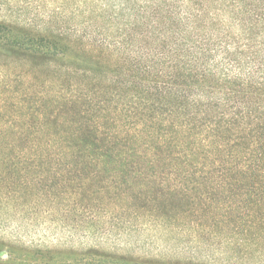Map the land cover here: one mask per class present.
Segmentation results:
<instances>
[{
  "label": "trees",
  "instance_id": "16d2710c",
  "mask_svg": "<svg viewBox=\"0 0 264 264\" xmlns=\"http://www.w3.org/2000/svg\"><path fill=\"white\" fill-rule=\"evenodd\" d=\"M13 11L23 22L0 21V224L70 223L106 203L109 234L163 228L264 253V0ZM0 264L203 263L0 238Z\"/></svg>",
  "mask_w": 264,
  "mask_h": 264
},
{
  "label": "rangeland",
  "instance_id": "374dc122",
  "mask_svg": "<svg viewBox=\"0 0 264 264\" xmlns=\"http://www.w3.org/2000/svg\"><path fill=\"white\" fill-rule=\"evenodd\" d=\"M21 1L0 3V21L23 22V15L13 11ZM86 200L90 205L98 203L91 198ZM103 206L105 208L99 210L95 207L87 208L82 216L71 215L68 218L71 219L70 223L54 218L55 215H40L38 212L30 215L28 224L26 219L11 218L8 223L0 224V238L6 242L16 241L27 246H96L104 251L119 254L132 253L151 258L191 260L203 264H264V253H242L209 246L206 243H196V240L188 238L187 233L182 234L179 230L165 232L163 228L155 230L144 227L137 231H126L122 235L109 234V204L105 203ZM6 213L12 214L7 210ZM78 219L84 223V228L73 231L72 223ZM122 228L120 227V230H124ZM4 250L5 248L1 252ZM3 256H6V253Z\"/></svg>",
  "mask_w": 264,
  "mask_h": 264
}]
</instances>
